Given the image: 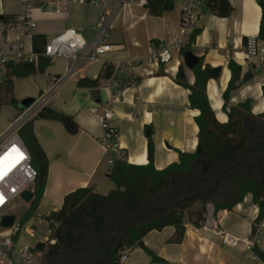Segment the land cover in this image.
<instances>
[{
    "label": "crops",
    "instance_id": "crops-1",
    "mask_svg": "<svg viewBox=\"0 0 264 264\" xmlns=\"http://www.w3.org/2000/svg\"><path fill=\"white\" fill-rule=\"evenodd\" d=\"M105 5L73 3L66 10L56 13L50 0H34L31 15L34 26H8L0 19V48L9 42L23 44L24 51L34 54L32 35L42 34L46 43L66 29L79 32L87 43L95 39H106L114 50L103 59L79 64L71 73L67 72L69 61L56 57L44 71L25 77H13L14 97L19 101L30 98V104L19 110L11 105H2L0 112L6 116L0 133H4L9 121L20 112L31 107H51L69 116L66 123L36 117L33 132L48 159V175L42 200L48 196V214L57 210L63 197L77 187L93 185L95 191L106 193L111 187L107 173L110 165L105 162L100 143L103 134L101 113L108 108L110 126L116 131V143L120 154L128 162H147V139L145 126L151 129L153 141V164L161 169L177 161L179 151L192 152L196 145L197 125L194 117L198 110L188 106V89L178 84L174 76L182 65L187 82L192 84L193 73L183 65L182 55L171 50V59L162 64L164 74H156L160 64L151 58L152 46L170 45L180 32V2L175 0L171 10L160 16L151 15L144 6L145 0H104ZM232 6L229 16L220 17L208 11L205 4L199 9L196 34L192 43L194 54L202 57L203 63L211 67L220 66L218 78L207 81L206 93L215 116L226 120L221 110L222 97L229 78V58L241 65L242 72L251 68L253 76L231 92L228 105L245 98L251 100V111L264 109L261 85L264 84V55L246 56L243 37L256 39L261 9L255 0H228ZM25 11L20 0H0L1 15H19ZM109 24L103 29L104 20ZM261 45V42L257 40ZM118 59L119 66L114 65ZM127 59H138L139 64L128 67ZM107 66L112 68L109 77H101L93 87L77 86L81 77L96 78L103 75ZM4 70L0 68V82ZM137 78V82H134ZM196 201L184 211L185 232L180 243H170L168 238L174 231L172 226L151 230L142 238V244L160 260L154 261L142 247L128 248L125 264H264L253 252L255 244L264 252V215L256 222L258 207L250 194L231 210L212 215L211 204H206L205 221L199 226L192 220L201 209ZM9 208L0 213H11ZM39 213V212H37ZM39 215V214H38ZM256 224L255 233L251 225ZM236 238L234 244L223 243L218 231ZM24 231L33 236L25 227ZM31 232V233H30ZM49 233V228H48ZM23 237H17V243ZM42 240H35L33 243Z\"/></svg>",
    "mask_w": 264,
    "mask_h": 264
},
{
    "label": "trees",
    "instance_id": "trees-1",
    "mask_svg": "<svg viewBox=\"0 0 264 264\" xmlns=\"http://www.w3.org/2000/svg\"><path fill=\"white\" fill-rule=\"evenodd\" d=\"M261 9L256 40L261 42L264 55V0H255ZM175 0H145L148 13L160 16L173 8ZM209 12L229 16L232 6L228 0H204ZM15 15H1L2 23L12 22ZM198 29L194 28L179 53L192 50ZM242 43L246 45L247 38ZM46 44L44 35H32V60L7 62L0 68L4 78L0 82V107H17L13 92V77H25L44 71L50 58L43 55ZM156 74H164L161 69ZM182 65H179L181 68ZM229 78L221 93V110L226 120L216 118L206 93V84L214 78L211 66L199 57L191 69L194 80L187 82L186 75L177 71L174 80L188 89V106L198 110L194 117L197 125L196 145L192 152L179 151L177 161L161 169L153 164V141L151 129H145L147 139V162L134 164L125 155H112L113 163L107 176L112 187L106 193L95 191L94 186L77 187L64 195L61 206L44 216L49 228L46 241L36 242L42 251V264H119L124 248L137 246L151 230L172 226L170 243H180L185 232L184 211L194 202H201V209L191 221L199 226L205 221L206 204H211L212 215L222 210H231L243 201L246 194L258 207L256 222L264 215V109L251 111V100L245 98L228 105L230 94L254 73L251 68L242 72L241 65L229 58ZM112 68L107 66L103 75L91 79L81 77L77 86L93 87L101 77H109ZM134 78V82H137ZM264 106V84L261 85ZM36 117L68 122L69 116L48 106H42L36 115L26 120L18 134L27 147L36 176L33 196L28 208L18 218L21 227L36 212L42 198L48 175V159L33 132ZM113 139V137H112ZM18 235L14 236L17 239ZM142 249L154 261L160 260L142 244ZM254 254L264 262V252L255 244ZM20 264V263H15Z\"/></svg>",
    "mask_w": 264,
    "mask_h": 264
},
{
    "label": "built area",
    "instance_id": "built-area-1",
    "mask_svg": "<svg viewBox=\"0 0 264 264\" xmlns=\"http://www.w3.org/2000/svg\"><path fill=\"white\" fill-rule=\"evenodd\" d=\"M25 11L5 25L17 27H32L34 21L32 2L34 0H20ZM180 2V32L178 37L170 45L152 46L151 58L159 64H166L171 59V50L179 48L187 41L188 34L196 28V20L199 18V9L204 6V0H179ZM53 10L60 13L73 3H89L92 5H105L104 0H50ZM109 24V18L104 20L105 28ZM245 55L263 56V47L253 37L247 39ZM114 50V45L106 39H95L87 43L83 36L74 29H66L50 39L44 47L43 55L50 58L63 57L69 61L67 72L71 73L79 64L90 63L103 59L106 53ZM36 55L24 51L23 44L9 42L5 49L0 48V67L7 62L19 60H32ZM119 60L115 59L114 65L119 66ZM139 64L138 59H127L126 65L133 67ZM37 107H31L20 112L11 119L8 128L0 133V212L9 206L11 202L24 191L29 185H33L36 172L31 163L30 153L18 134L19 128L29 118L36 115ZM111 112L103 108L101 113V126L103 134L100 143L107 152V164L112 165V155L120 154L116 143V131L110 126L108 120ZM113 137V139H112ZM16 149V151H13ZM6 157V158H5ZM21 227L15 220L11 226L0 231V264H42V251L28 243H17L14 236L19 235ZM31 233V232H30ZM223 243L234 244L236 238L224 231L219 230ZM128 248H124L119 256V264H125Z\"/></svg>",
    "mask_w": 264,
    "mask_h": 264
},
{
    "label": "rangeland",
    "instance_id": "rangeland-1",
    "mask_svg": "<svg viewBox=\"0 0 264 264\" xmlns=\"http://www.w3.org/2000/svg\"><path fill=\"white\" fill-rule=\"evenodd\" d=\"M3 122L4 123L7 122V119H6V116L0 112V127L3 126L4 124ZM1 130L2 129L0 128V132ZM104 160L106 162L107 155H105ZM29 203L30 201L25 202L20 198V196L16 197L11 202L10 204L11 207L9 210L11 211L12 214L15 215V220L17 222H18V218L20 217L21 213L28 208ZM8 208H9L8 206L3 208L1 212H3L4 210ZM46 210H48V196H46L42 200L40 208L36 209V212L30 217V219L21 226V232L19 234V238L23 237V239L21 240L22 242L33 243L36 239L42 240V241H46L48 239L49 237L48 224L44 219V216L47 215V213L45 212ZM25 227H28L32 231L33 233L32 237H30L29 234L24 231ZM2 230L3 228L0 227V231Z\"/></svg>",
    "mask_w": 264,
    "mask_h": 264
},
{
    "label": "water",
    "instance_id": "water-1",
    "mask_svg": "<svg viewBox=\"0 0 264 264\" xmlns=\"http://www.w3.org/2000/svg\"><path fill=\"white\" fill-rule=\"evenodd\" d=\"M183 59V65L187 69H192L198 62L199 56L194 54L192 50H188L183 53L182 55ZM211 73L214 76V78H218L220 76L221 72V67L220 66H215L211 67ZM178 72L182 75L184 73L183 67L178 68ZM32 100L30 98L23 99L19 101L18 107L19 108H26ZM149 130L146 129L145 133L148 134ZM33 196V185H29L24 191L21 192L20 198L25 201L29 202L32 199ZM15 221V215L12 213H5L0 216V227L2 228H7L12 225V223ZM257 229L256 224L251 225V233H255ZM137 246H142V241L137 242Z\"/></svg>",
    "mask_w": 264,
    "mask_h": 264
},
{
    "label": "snow or ice",
    "instance_id": "snow-or-ice-1",
    "mask_svg": "<svg viewBox=\"0 0 264 264\" xmlns=\"http://www.w3.org/2000/svg\"><path fill=\"white\" fill-rule=\"evenodd\" d=\"M13 151H16V149H13ZM6 158V157H5Z\"/></svg>",
    "mask_w": 264,
    "mask_h": 264
}]
</instances>
